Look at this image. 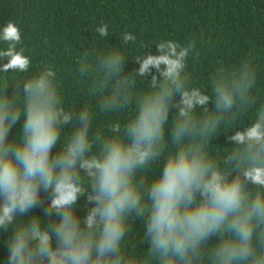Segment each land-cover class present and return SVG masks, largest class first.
I'll return each instance as SVG.
<instances>
[{
  "label": "clouds",
  "instance_id": "9594fccd",
  "mask_svg": "<svg viewBox=\"0 0 264 264\" xmlns=\"http://www.w3.org/2000/svg\"><path fill=\"white\" fill-rule=\"evenodd\" d=\"M91 30L69 103L57 65L0 24V264H264L260 55L200 83L203 34L125 29L114 47L103 20Z\"/></svg>",
  "mask_w": 264,
  "mask_h": 264
},
{
  "label": "trees",
  "instance_id": "16d2710c",
  "mask_svg": "<svg viewBox=\"0 0 264 264\" xmlns=\"http://www.w3.org/2000/svg\"><path fill=\"white\" fill-rule=\"evenodd\" d=\"M9 20L19 24L36 66L42 61L57 65L69 103L82 98L72 82L75 58L99 43L91 28L101 20L110 26L107 43L114 47L125 29L146 44L203 34L208 50L194 73L200 83L219 59L235 63L255 50L264 66V0H0V24ZM131 52L138 54V49ZM134 67L129 61L126 71ZM214 143L226 146L223 136ZM42 207L33 209V214H40ZM5 239L6 234L0 236V259L6 256Z\"/></svg>",
  "mask_w": 264,
  "mask_h": 264
}]
</instances>
